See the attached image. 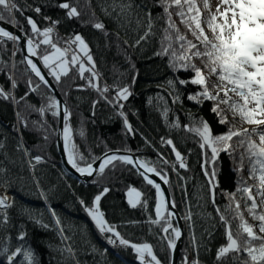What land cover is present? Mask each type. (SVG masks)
<instances>
[{
    "label": "snow or ice",
    "instance_id": "6c2138e0",
    "mask_svg": "<svg viewBox=\"0 0 264 264\" xmlns=\"http://www.w3.org/2000/svg\"><path fill=\"white\" fill-rule=\"evenodd\" d=\"M88 2L90 4V0ZM78 5L79 0H75V3L73 0H65V2L57 3L55 7L65 10L66 18L72 20L80 19L82 16ZM151 6L159 7L161 12L153 16L148 4L138 6L134 0H104L101 10L106 16L118 21L128 19L135 14L137 28L146 27L147 30L130 45L133 48L154 35L153 28L156 21L164 22L160 48L154 55L168 58V68L174 75L166 81V85L173 103L181 99L177 84L197 86V90L188 94L187 99L200 106L205 101H211V112L216 115L218 123L227 125L225 132L214 134L206 120L202 117L197 119L192 113L188 115L189 123L183 125V130L192 134L194 142L201 150L203 156L201 169L206 178V185L203 187L206 188L214 206L216 188L219 186L217 169L221 153L229 156L235 165L233 171L238 174L235 191L225 193L228 203L224 209L215 208L219 220L212 227L224 229L225 243L217 248L214 264H264V0H215V6H213V0H152ZM25 7L43 16V19L50 23L43 28L39 27L32 16L25 15ZM17 13L24 17L30 32L20 23ZM174 17L178 18L179 23ZM81 22L91 24L94 29L108 37L109 33L104 23L95 19V13L87 21ZM128 22L131 23V20L128 19ZM0 23L9 24L24 35L27 56L21 63L26 64L25 75L28 76L25 81L27 91L24 95L17 97L15 89L18 87V81L14 79V73L9 72L7 79L11 82V86L8 90L0 86V100L11 103L17 109L23 102L27 111L37 112L41 119L32 121L31 124L35 130L44 133H47L49 128L44 120L46 114L50 113L54 118L61 117L62 114L61 137L67 163L81 176L93 178L92 183L99 184L100 179L104 178L107 172L120 169L121 166L123 170H135L146 185L155 190V218L149 215L147 223L150 226L159 227L160 232L163 233L160 235L162 249L168 253L169 264H175L173 254L177 249V242L182 237V230L172 223L175 213L171 209H174L176 204L174 200L167 198L161 184L152 178L158 177L164 185L171 186L168 173L164 167H161L163 165L170 167L179 180L187 179L179 172V169L188 170L186 159L177 149L173 139L162 136L160 144L170 147L171 153L175 156L174 160H170L159 151L156 153V160L136 157L127 146L115 151L106 149L102 156L95 155L91 151L85 154L81 151L80 145L75 142V135L78 134L83 138L84 132L72 127V113L66 102L58 100L48 92L41 91L43 87L50 92L51 83L42 73V68L31 57L38 59L43 69H47V75L51 76L57 85L61 84L62 77H68L72 71L80 79L86 80L87 86L95 89L101 98L112 105L116 116L122 119L125 135L135 136L137 129L133 128L129 122L127 113L123 111L124 104L120 101H127L133 94L131 86L135 84L137 77L133 75L131 84H118L114 90L107 85L101 86L96 62L85 38L79 33L60 37L56 34V26L61 21L44 15L42 8L38 5L22 6L18 0H0ZM181 25L185 31H181ZM117 39H119L118 34ZM8 42H12V55L15 56L19 50L20 36L5 27H0V48ZM124 43L127 44L128 41L125 40ZM11 67L15 69L16 65L12 64ZM181 70L190 72L192 75L187 79H181L175 75ZM0 71H8L7 66ZM86 72L89 73L88 76H85ZM213 77L215 81L209 85ZM109 91H114V95L111 97L106 95ZM30 93L40 96L39 106L28 103L27 97ZM64 95L67 96L68 93L65 92ZM158 99L163 100L164 97L159 96ZM149 102L151 103V99ZM97 103L98 100L93 101V110ZM157 108L159 110L158 106ZM169 112L170 109L165 104L160 113L164 123L170 129L180 130L182 126L178 119L169 121ZM93 115H95L94 111ZM27 127V117L17 110L13 131L22 137L23 129ZM43 138L47 141L49 135L45 134ZM141 138L145 145L153 147L146 136L141 134ZM234 138L235 144L242 149L239 163L236 162L234 155L236 151L233 147ZM3 149H5V143L0 141V150ZM16 151H22L25 156H29V151L22 140L17 142ZM245 161L248 165L247 180L240 175L244 170ZM41 162V156L31 157L29 166L34 169L35 165ZM6 172V168L0 167V175ZM248 180L252 183L249 184ZM110 190L108 186H103L90 203L83 199L78 200L94 228L108 245L120 249L130 248L135 253L138 264H164L151 243L130 241L122 235L116 224L106 219V214L101 209V200ZM126 196L131 208L140 206L145 211L148 210L149 201L146 193L128 186ZM40 197L45 201L48 199L43 191L40 192ZM12 206L6 192L0 195V210H3L0 211V228L7 227L10 223L7 210ZM47 211L55 222L58 234L61 236V243H65L70 238L64 234V226L59 215L53 208H48ZM192 216L193 213L189 208L183 217L189 222L190 230L194 226ZM249 218L257 223H249ZM30 219L40 227L45 229L50 227L35 215L30 214ZM149 231H152L151 227ZM205 233L209 238L213 235L209 229H205ZM25 235L21 231L18 239L23 241ZM190 243L196 255L190 260L185 250L181 264H201L199 252L202 247L208 250L206 244L202 239L197 240L194 233L190 234ZM59 251L61 255L67 253L68 258L75 259L74 250L70 244L65 243V247ZM93 251L96 250L93 249ZM0 257L5 264H37L32 250L23 244L10 250L4 243L0 247Z\"/></svg>",
    "mask_w": 264,
    "mask_h": 264
},
{
    "label": "trees",
    "instance_id": "16d2710c",
    "mask_svg": "<svg viewBox=\"0 0 264 264\" xmlns=\"http://www.w3.org/2000/svg\"><path fill=\"white\" fill-rule=\"evenodd\" d=\"M60 2H65V0H18L22 6L38 5L42 8L44 15L52 17L53 20H60L61 23L56 26V34L60 37L79 33L85 38L96 62V71L100 75L99 84L101 86L107 85L114 90L118 84H131L133 75L137 77L135 84L131 86L133 94L127 101H120L124 104L123 111L127 113L129 122L133 128L137 129L136 135L133 136L125 135L122 119L116 116L112 105L101 98L95 89L89 88L87 81L80 79L74 71L70 72L68 77H62V82L59 85L50 76L72 113V127L84 132L83 138L78 134L75 135V142L80 145L81 151L85 154L91 151L95 155L102 156L106 149L115 151L127 146L136 157L156 160V153L159 151L165 157L174 160L175 156L171 153L170 147L160 144L162 136L173 139L188 165L187 171L179 169L180 174L187 177L185 181L179 180L170 167L161 165L168 173L171 181V186H168V189L184 226L185 236L179 261H181L185 250L191 259L195 257L196 253L190 243V234L194 233L197 240L202 239L208 249L205 250L203 247L200 249L201 264H214L217 248L225 243L224 229L212 227L219 220L215 208L224 209L228 203L225 193L235 191L238 174L233 171L235 165L229 156L226 153H221L217 169L219 186L216 188V204L214 206L206 188L203 187L206 185V178L201 169L203 161L201 150L194 142L192 134L183 130V125L189 123V113L194 114L197 119L202 117L206 120L214 134L225 132L227 125L218 123L216 115L211 112V101H205L200 106L187 99V95L195 92L197 86L177 84L181 92V99L173 103L166 85V81L174 75L168 68V58L154 55L159 50L163 37L162 28L165 26L163 21H156L153 28L154 35L133 48L130 45L147 30L143 26L137 28L135 14L128 18L131 23L128 22V19L118 21L113 17L106 16L101 10L104 0H90V4L88 0H79L78 7L82 12L81 18L68 20L65 10L55 7ZM134 3L138 6L148 4L153 16L161 12L159 7L151 6L152 0H134ZM24 11L25 15L32 16L41 28L50 23L45 21L43 16L27 7ZM93 13H95V19L104 23L109 33L108 37H105L103 32L94 29L91 24L81 22L82 20L87 21ZM17 18L30 32L24 17L17 13ZM174 19H177V23H179L178 18L174 17ZM180 28L181 31H185L182 25ZM117 34L119 39H117ZM189 38L191 37L189 36ZM125 40L128 41L127 44L124 43ZM12 50V42H8L3 48H0V69H4L5 66L8 69V71H0V86L8 90L11 86V82L7 79L8 73H14V79L18 81L15 95L19 97L27 91L25 81L28 76L25 75V63H21L23 58L20 47L15 56L12 55ZM197 63L199 64V61ZM12 64L16 65L15 69H12ZM45 70L47 72V69ZM175 75L181 79H187L192 74L181 70ZM73 77L75 78L73 79ZM33 79L35 80L34 77ZM211 83L209 81V85ZM41 91L51 95L43 87ZM65 92L68 93L67 96L64 95ZM106 95L111 97L114 95V91H109ZM159 96L164 99H158ZM94 100H98V103L93 110ZM27 101L39 106L41 98L36 93H30ZM165 104L170 109L169 121L178 119L182 126L180 130L170 129L164 123L160 113ZM17 110L28 120V127L23 129L22 137L13 131ZM93 111L95 115H93ZM40 119L37 112L27 111L23 102L17 109L11 103L0 100V141L5 143V149L0 150V167L7 169L4 175H0V188L10 195L13 204L7 210L10 223L7 227L0 228V247L6 243L10 250H14L16 246L23 244L32 250L37 264H138L135 253L130 248L119 250L107 244L78 202L79 199H83L90 203L93 196L103 186H108L111 190L101 200V209L105 212L106 219L110 223L116 224L122 235L130 241L151 243L155 253L164 264H169L168 253L162 249L160 241V235L163 233L160 232L158 226H150L147 223L149 215L155 218V190L146 185L135 170H123V166L115 171L107 172V175L100 179L99 184H94L92 181L88 184L79 182L68 174L60 163L55 148L57 118L52 117L50 113L46 114L44 120L49 125L47 133L33 128L31 122ZM45 134L49 135L47 141L43 138ZM141 134L152 142L153 147L145 145ZM21 140L28 149L29 156H25L22 151H16L17 142ZM233 147L236 148L234 155L236 162L239 163L242 149L235 144V138ZM35 156H41L42 162L36 164L33 169L29 166V159ZM33 163H35L34 160ZM247 169L248 165L245 161L244 170L240 175L246 180L248 178ZM248 183L251 184L252 181L248 180ZM128 186L135 187L147 194L149 201L147 211L140 206L133 209L128 205L126 199ZM41 191L47 194V201L40 197ZM48 208H53L59 215L64 226V234L70 238L65 243L72 246L75 254L74 260L68 258L67 253L61 255L59 249L65 247V243H61V236L58 234L51 214L47 211ZM189 208L193 213L194 226L191 230L189 222L183 218ZM30 214L42 219V222L49 224L50 227L45 229L38 226L30 219ZM245 216L247 217V213ZM249 220L252 221L250 218ZM150 227L152 228L151 232L149 231ZM205 229L212 231L211 238L205 233ZM21 231L26 234L23 241L18 239ZM0 264H5L2 257H0Z\"/></svg>",
    "mask_w": 264,
    "mask_h": 264
},
{
    "label": "water",
    "instance_id": "95a60500",
    "mask_svg": "<svg viewBox=\"0 0 264 264\" xmlns=\"http://www.w3.org/2000/svg\"><path fill=\"white\" fill-rule=\"evenodd\" d=\"M0 27H5V28L9 29L10 31H12L13 33L17 34L18 36H20L19 47H20L21 56H22V58L27 56V50H26V47H24V45H25L24 35L20 31H18L15 27H11L9 24L0 23ZM31 58L33 59L34 62H36L38 64L39 67L42 68V73L45 74L46 78L50 81V83H51V91H50L51 95L56 97L58 100L64 102L63 98L61 97V95L57 91L56 87L54 86L52 79L50 78V76L47 75L46 70L43 69V65L39 63V61L36 57H31ZM25 66H26V64H25ZM29 72H30V70H29ZM62 127H63V121H62V114H61V117H57V129H56V135H55V148H56L60 163L68 174H70L72 177L77 179L79 182H81L83 184H88L89 182L92 181L93 178L81 176L67 163V160H66V157H65L64 151H63V141H62V137H61ZM141 171H142V169H141ZM152 178L155 179L157 183L161 184L162 189L165 190V192L167 194V198L169 200H172L169 189H168V185H164L163 181H161L158 177L153 176ZM169 207H171V206L169 205ZM171 210L175 213V216L172 218V223L174 224V226H177L182 230V237L177 242V249H176L175 253L173 254L175 264H178L179 257H180V254H181L182 248H183V241H184L185 233H184V226H183L182 218H181L180 214L178 213L176 207L174 209H171Z\"/></svg>",
    "mask_w": 264,
    "mask_h": 264
},
{
    "label": "rangeland",
    "instance_id": "374dc122",
    "mask_svg": "<svg viewBox=\"0 0 264 264\" xmlns=\"http://www.w3.org/2000/svg\"><path fill=\"white\" fill-rule=\"evenodd\" d=\"M213 6H215V0H213ZM89 75V73L88 72H86L85 73V76H88ZM211 82H214L215 81V77H213L212 78V80H210ZM95 82V81H94ZM244 127H249L248 125H245ZM1 190H3V188H1ZM9 197H10V195H9ZM126 199H127V196H126ZM10 200H11V197H10ZM11 202V201H10ZM0 211H3V210H0ZM249 223H256L255 221H250L249 220ZM112 248H113V246H112ZM116 249H119L120 250V248H116ZM121 250H125V249H121ZM178 264H181V261H178Z\"/></svg>",
    "mask_w": 264,
    "mask_h": 264
},
{
    "label": "bare ground",
    "instance_id": "6f19581e",
    "mask_svg": "<svg viewBox=\"0 0 264 264\" xmlns=\"http://www.w3.org/2000/svg\"><path fill=\"white\" fill-rule=\"evenodd\" d=\"M5 193V191L4 190H1L0 189V195H2V194H4ZM7 193V192H6ZM7 195H8V193H7ZM9 196V195H8ZM10 198V197H9Z\"/></svg>",
    "mask_w": 264,
    "mask_h": 264
},
{
    "label": "built area",
    "instance_id": "2783aa9c",
    "mask_svg": "<svg viewBox=\"0 0 264 264\" xmlns=\"http://www.w3.org/2000/svg\"><path fill=\"white\" fill-rule=\"evenodd\" d=\"M10 201H11V200H10ZM113 248H115V249H116L117 247H113ZM188 257H189V259L191 260V256H188Z\"/></svg>",
    "mask_w": 264,
    "mask_h": 264
}]
</instances>
